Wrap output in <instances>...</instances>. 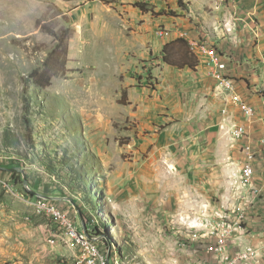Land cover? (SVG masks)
Masks as SVG:
<instances>
[{"label": "rangeland", "instance_id": "obj_1", "mask_svg": "<svg viewBox=\"0 0 264 264\" xmlns=\"http://www.w3.org/2000/svg\"><path fill=\"white\" fill-rule=\"evenodd\" d=\"M261 1L250 34L264 29ZM191 2L0 0V264H80L84 250L38 200L84 225L110 264L215 263L206 247L221 217L241 209L233 191L243 185L249 199L255 188L226 157L222 92L161 87L156 46L183 39ZM51 33L69 36L66 71L37 89L28 75L56 44ZM241 61L251 78L253 60ZM241 223L230 239L250 228Z\"/></svg>", "mask_w": 264, "mask_h": 264}, {"label": "crops", "instance_id": "obj_2", "mask_svg": "<svg viewBox=\"0 0 264 264\" xmlns=\"http://www.w3.org/2000/svg\"><path fill=\"white\" fill-rule=\"evenodd\" d=\"M262 2L261 0H192L191 17L193 22H189V27L183 29V31L188 33V39L206 42L214 46L222 54L227 67V75L234 81L236 94L246 104L255 109V115L251 119L245 118L238 106L231 101L230 96L220 94L221 109L220 114L217 116L218 122L222 123L223 129H228L231 124L244 126L248 141L254 147H258V139L264 134V29L255 27L254 30L252 29V34H250V30H248L250 24L248 22L247 28L246 19L249 18L250 21L262 13ZM211 8L215 12L213 16L207 15L205 12L206 10H211ZM234 17L236 20H234ZM229 18H233L234 21H229ZM238 19L244 22L240 23ZM221 20L224 23L226 22L224 28ZM243 23L246 30L242 27ZM235 26L239 27V29L234 32L233 37L229 38V32ZM262 28H264V24ZM251 35L259 37V41L262 43L256 47V50L246 51L242 42L244 37L249 38ZM146 41L144 40L143 42ZM164 45V43H160L156 46L155 53L160 57L162 56ZM192 54L197 58V65L194 70H190L187 67L178 69L164 65L161 85L163 91H169L172 87L181 86L182 81L185 84L190 83L189 86L193 88V91L204 94V98L207 94H213V88L219 90L216 82L211 78L205 67L204 58L195 52H192ZM256 56L259 60H254ZM241 59L253 60L248 64L250 67V76L248 77L251 78H245L247 71L243 70L245 65ZM252 65L255 67L251 68ZM250 79L255 84L259 81L260 86H258V83L251 85ZM259 88L262 90H258ZM260 91H263V95H261ZM222 111H224V114H222ZM228 141L229 148L227 151L225 150L227 153L226 157L229 160L236 161L235 163L237 164H234V168L240 174V169L245 162L242 152L244 141H233L230 135L228 136ZM254 165V173L250 184L255 188V191L249 196V199L247 198L245 186L242 185V189L237 186V190L233 191V195H237L240 198L238 206L241 209L239 210L247 212L245 221H247V227L250 228L244 227L246 232L241 236H239V230L235 231L236 237L235 239L234 237L230 239L229 252L235 254L247 249H253L255 252V257L241 264H264V156L262 153L257 154ZM237 177L240 181L238 175ZM247 202L251 203L248 207Z\"/></svg>", "mask_w": 264, "mask_h": 264}, {"label": "built area", "instance_id": "obj_3", "mask_svg": "<svg viewBox=\"0 0 264 264\" xmlns=\"http://www.w3.org/2000/svg\"><path fill=\"white\" fill-rule=\"evenodd\" d=\"M156 34L159 37H167L169 31L159 28ZM181 37H183L191 52H195L204 58L205 67L222 94L230 96L231 101L238 106L241 114L245 118L251 119L255 115V109L246 104L239 95L236 94L234 81L227 75V67L222 54L214 46L206 42L188 39V34L186 32L181 34ZM222 114H224V111H222ZM227 133L234 141H244L242 152L245 157V162L240 169V181L242 184H249L254 173V161L256 160L257 154L262 153L264 156V134L258 139V147H254L252 143L248 141L244 126L231 124L227 129ZM37 207L46 212L51 218L58 221L66 229L67 235L71 240L79 244L84 250L80 264H110L108 258L103 259V256H101L99 249L95 245L94 239L90 238L87 234V229L82 232L77 231L63 212L53 205L45 204L42 200H38ZM244 217L245 213L238 210L237 212L222 216L221 221L217 222V229L215 230L217 232L215 237L216 241L206 247L207 252L213 254L216 258L214 264H241L250 261L254 257L255 252L253 249L239 251L235 254L229 252V235L233 232L235 226L238 229L242 228L241 222ZM211 234L213 233L211 232Z\"/></svg>", "mask_w": 264, "mask_h": 264}, {"label": "trees", "instance_id": "obj_4", "mask_svg": "<svg viewBox=\"0 0 264 264\" xmlns=\"http://www.w3.org/2000/svg\"><path fill=\"white\" fill-rule=\"evenodd\" d=\"M179 2L181 0H178ZM137 7L142 12H147V6L143 4H137ZM54 37L56 44L49 51L46 58L41 64V67L34 69L29 75L28 79L37 89H45L50 85L51 79L61 76L65 69L67 61V36H60L58 34H50ZM161 59L167 66L183 69L185 67L190 70H194L197 65V58L188 49L186 42L183 39H176L164 45L162 49ZM88 231V230H86ZM87 234H89L87 232ZM107 247L109 241L104 240Z\"/></svg>", "mask_w": 264, "mask_h": 264}, {"label": "water", "instance_id": "obj_5", "mask_svg": "<svg viewBox=\"0 0 264 264\" xmlns=\"http://www.w3.org/2000/svg\"><path fill=\"white\" fill-rule=\"evenodd\" d=\"M83 229H84V231H85V226L83 225Z\"/></svg>", "mask_w": 264, "mask_h": 264}]
</instances>
